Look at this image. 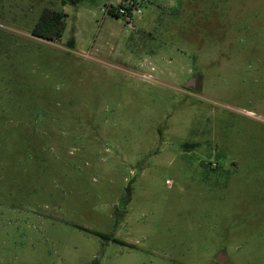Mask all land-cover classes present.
I'll return each instance as SVG.
<instances>
[{"label": "rangeland", "instance_id": "1", "mask_svg": "<svg viewBox=\"0 0 264 264\" xmlns=\"http://www.w3.org/2000/svg\"><path fill=\"white\" fill-rule=\"evenodd\" d=\"M122 1L0 0V264H264V0Z\"/></svg>", "mask_w": 264, "mask_h": 264}, {"label": "trees", "instance_id": "2", "mask_svg": "<svg viewBox=\"0 0 264 264\" xmlns=\"http://www.w3.org/2000/svg\"><path fill=\"white\" fill-rule=\"evenodd\" d=\"M67 2H70L75 5L78 3V0H65V2L63 3L66 4ZM66 18V14L63 11L46 9L42 13L39 21L34 26V36L48 41H55L61 39L67 29ZM69 45L74 46L73 39L70 40ZM86 231L96 236H99L107 241H113L121 245H126L124 242H121L117 239H113L108 235L90 230Z\"/></svg>", "mask_w": 264, "mask_h": 264}, {"label": "built area", "instance_id": "3", "mask_svg": "<svg viewBox=\"0 0 264 264\" xmlns=\"http://www.w3.org/2000/svg\"><path fill=\"white\" fill-rule=\"evenodd\" d=\"M138 0H125L121 2L118 14L126 16L128 23L130 24L131 19L139 12L137 9Z\"/></svg>", "mask_w": 264, "mask_h": 264}, {"label": "water", "instance_id": "4", "mask_svg": "<svg viewBox=\"0 0 264 264\" xmlns=\"http://www.w3.org/2000/svg\"><path fill=\"white\" fill-rule=\"evenodd\" d=\"M202 83H203V78L201 76L196 77L193 80H190V82L187 84V88L190 89H197V91H201L202 90ZM217 262L220 263H226V257L225 255L222 253L220 254L217 258H216Z\"/></svg>", "mask_w": 264, "mask_h": 264}, {"label": "flooded vegetation", "instance_id": "5", "mask_svg": "<svg viewBox=\"0 0 264 264\" xmlns=\"http://www.w3.org/2000/svg\"><path fill=\"white\" fill-rule=\"evenodd\" d=\"M193 90H196L197 91V89H193Z\"/></svg>", "mask_w": 264, "mask_h": 264}]
</instances>
